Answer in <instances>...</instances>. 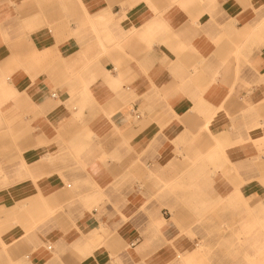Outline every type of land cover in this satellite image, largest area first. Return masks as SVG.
<instances>
[{"label":"crops","instance_id":"obj_1","mask_svg":"<svg viewBox=\"0 0 264 264\" xmlns=\"http://www.w3.org/2000/svg\"><path fill=\"white\" fill-rule=\"evenodd\" d=\"M213 202L264 203V0H0V264H196Z\"/></svg>","mask_w":264,"mask_h":264},{"label":"rangeland","instance_id":"obj_2","mask_svg":"<svg viewBox=\"0 0 264 264\" xmlns=\"http://www.w3.org/2000/svg\"><path fill=\"white\" fill-rule=\"evenodd\" d=\"M178 191L181 193L186 189L179 188ZM262 205L264 203H253L252 221L246 216L241 219L240 213L235 212L231 205L222 202L211 203L209 212L204 213V218L201 204L189 205L192 209L196 207L193 213L200 216L195 219L194 226L200 234L202 230L206 234L204 238L201 235L198 236L197 242L200 246L195 252L197 253L196 264H234L235 261L248 264L249 251L244 249H249L250 242L254 243L255 240L261 242H258V245L253 244V262H257V259L264 255V216L262 212L260 213ZM251 233L256 239L253 240ZM202 240L204 243H201ZM235 248H241L242 251L235 252ZM185 260L182 258V263H185Z\"/></svg>","mask_w":264,"mask_h":264},{"label":"bare ground","instance_id":"obj_3","mask_svg":"<svg viewBox=\"0 0 264 264\" xmlns=\"http://www.w3.org/2000/svg\"><path fill=\"white\" fill-rule=\"evenodd\" d=\"M228 163V162H227ZM260 243V242H259ZM258 244V243H257Z\"/></svg>","mask_w":264,"mask_h":264},{"label":"built area","instance_id":"obj_4","mask_svg":"<svg viewBox=\"0 0 264 264\" xmlns=\"http://www.w3.org/2000/svg\"><path fill=\"white\" fill-rule=\"evenodd\" d=\"M53 96H55V95H53Z\"/></svg>","mask_w":264,"mask_h":264}]
</instances>
